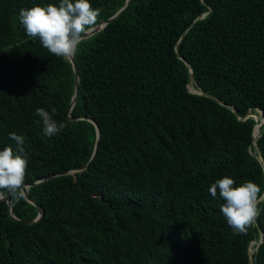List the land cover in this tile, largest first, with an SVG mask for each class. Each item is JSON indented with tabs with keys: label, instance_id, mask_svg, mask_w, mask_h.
<instances>
[{
	"label": "trees",
	"instance_id": "obj_1",
	"mask_svg": "<svg viewBox=\"0 0 264 264\" xmlns=\"http://www.w3.org/2000/svg\"><path fill=\"white\" fill-rule=\"evenodd\" d=\"M126 1L90 0L101 10L94 26ZM48 3L59 0H0V150H16L10 132L23 137L25 186L44 212L27 225L38 209L0 190L14 216L0 200V264H249L250 244L264 234V201L236 234L207 189L229 176L237 186L258 184V199L264 194L253 144L260 123L240 120L256 109L264 118V0H131L81 42L70 114L71 63L18 20L21 8ZM185 62L200 89L237 114L191 93ZM38 107L55 109L66 127L45 136ZM69 115L93 119L101 140L86 170L59 175L85 167L97 141L92 123ZM257 142L264 161V124ZM253 248V264H264V241Z\"/></svg>",
	"mask_w": 264,
	"mask_h": 264
},
{
	"label": "clouds",
	"instance_id": "obj_2",
	"mask_svg": "<svg viewBox=\"0 0 264 264\" xmlns=\"http://www.w3.org/2000/svg\"><path fill=\"white\" fill-rule=\"evenodd\" d=\"M100 12L99 8L91 5L90 0H59L58 4L48 3L43 6L37 4L30 8H21L18 20L27 36L33 40L39 39L40 44L50 54L59 58H72L79 50L83 34L97 23ZM257 111L261 114L259 123L262 126L263 113L260 110L251 111L247 116L253 118L252 114H258ZM35 115L39 117L37 123L42 122L43 134L47 137L57 135L66 127L64 123L53 118L55 109L50 113L38 107ZM9 138L16 141L17 146L16 150L12 147L0 150V190L18 202L25 197L28 154L22 148V136L10 132ZM77 172L79 171L74 173ZM207 191L213 198L219 196L223 201L220 211L234 233H246L258 219L261 210L257 204L264 201L258 200L264 199V196L258 199L261 188L253 181L249 180L237 186L233 178L224 176L212 183ZM255 241L251 242L249 248L253 253L255 251L253 247L257 246Z\"/></svg>",
	"mask_w": 264,
	"mask_h": 264
},
{
	"label": "water",
	"instance_id": "obj_3",
	"mask_svg": "<svg viewBox=\"0 0 264 264\" xmlns=\"http://www.w3.org/2000/svg\"><path fill=\"white\" fill-rule=\"evenodd\" d=\"M130 2H131V0H127V1H126V4H125V5H124V6H123V7H122V8H121V9H120V10H119L114 16H112L111 18H109V19L106 20V21H103V22L99 23V24L96 25V26L91 27L86 33L83 34V39H82V41L87 40V39L93 37L95 34L99 33V32L102 31V30H104V29L106 28L107 25H109V24L112 23L114 20H116L117 18H119L120 15L123 13V11L129 6ZM211 11H212V9L209 7V10H208L207 12L203 13L202 15H200V16L195 20V22L191 25V27H193L195 23H197V22L203 20L206 16H208V14L211 13ZM191 27H190V28H191ZM190 28H189V29H190ZM184 35H185V34H184ZM184 35H183V36H184ZM183 36L180 38V40H179V42L177 43V45H179V44L181 43V40H182ZM180 58H181V57H180ZM67 59H68L69 62L71 63L72 68H73V72H74V75H75V94H74L73 100H72V102H71V104H70V107H69V109H68V114H70L71 111L74 109V107H75V105H76V102H77V100H78V97H79L80 76H79V71H78V68H77V65H76V62H75V58L72 57V58H67ZM181 59H182V58H181ZM182 60H183V59H182ZM185 63H186V65H187L188 69H189L190 76H191V82H192V84H193V85H192L193 89H191V90L189 89L191 93L196 94V95L205 96V97H207V98H209V99H211V100H214L215 102H217L218 104H220V105H222V106H227V107H229V108H232V109H233V112H234L235 114H237L236 110H235L231 105H227V104L223 103L222 101L218 100L217 98H215V97H213V96H211V95H209V94L204 93V92L200 89V87L198 86V84L196 83V80H195V78H194V75H193V73H192V69H191L190 65H189L187 62H185ZM262 115H263V114H262ZM249 117H250V116H247L245 119H240V120H246V119L249 118ZM68 118H69L70 121H73V122H74V121H79V120H87V121H89L90 123H92V124L95 126L96 131H97V141H96V146H95V151H94L93 157L91 158V160H90V162H89V164H91V163L93 162V159H94L95 155L97 154V151H98V148H99V145H100V140H101V131H100V128H99L98 124H97L93 119H90V118H86V117H82V118H72L70 115H69ZM263 123H264V118H263ZM253 144H254V147H255V149H256V152H257L258 155H259L260 160L262 161L263 168H264V161H263V159H262V157H261L260 148H259V146H258V142H257V139H256V136H255V135H254ZM89 164H88V165H89ZM88 165H87L86 167H84V168H81V169H78V170H74V171H68V172H65V173H62V174H59V175H66V174L74 173V172H76V171H83L84 169H86V168L88 167ZM47 180H48V179L38 181V182H36L35 184H33L32 186L41 185V184L45 183ZM30 187H31V185H26V186H25V199H26L29 203L33 204V205L38 209V211H39V216H38V218H37L36 220H34V221H31V222H29V221H28V222H24V223L27 224V225H32V224H34V223H37V222L41 221V220L43 219V217H44L43 209H42V208H41V207H40V206H39L34 200H32L31 197H30L29 194H28V191H29V188H30ZM263 196H264V194H263ZM0 200H1V201H6V202L8 203V205H9V209H10V214H11L12 217H14V216H13V207H12L11 204H9V203H10V199H9V197L0 196ZM263 200H264V199H260V200H258V201L261 202V201H263ZM261 236H262V238H261L260 241H258V242L255 241V243L257 244V246L261 245V244L263 243V241H264V234H263L262 232H261ZM249 256H250V262H249V264H253V252H252V251L249 252Z\"/></svg>",
	"mask_w": 264,
	"mask_h": 264
},
{
	"label": "bare ground",
	"instance_id": "obj_4",
	"mask_svg": "<svg viewBox=\"0 0 264 264\" xmlns=\"http://www.w3.org/2000/svg\"><path fill=\"white\" fill-rule=\"evenodd\" d=\"M254 115H256V114H252V116H254ZM258 116V115H257ZM257 116H255V117H257ZM258 118V117H257ZM259 120V119H258ZM260 127H261V125L259 124L255 129H254V135L256 136V138L259 136V134H260ZM257 129V130H256ZM256 131V132H255Z\"/></svg>",
	"mask_w": 264,
	"mask_h": 264
},
{
	"label": "rangeland",
	"instance_id": "obj_5",
	"mask_svg": "<svg viewBox=\"0 0 264 264\" xmlns=\"http://www.w3.org/2000/svg\"><path fill=\"white\" fill-rule=\"evenodd\" d=\"M191 89H193V87H190V90H191ZM257 113H258V114L254 115L253 117H254L255 119H257V120H258V119L260 120V119H261V114H260L258 111H257ZM257 115H258V116H257ZM255 116H257L258 118L255 117Z\"/></svg>",
	"mask_w": 264,
	"mask_h": 264
}]
</instances>
